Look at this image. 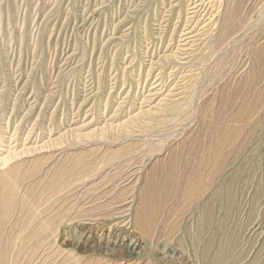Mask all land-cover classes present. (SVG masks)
Wrapping results in <instances>:
<instances>
[{"label":"rangeland","instance_id":"obj_1","mask_svg":"<svg viewBox=\"0 0 264 264\" xmlns=\"http://www.w3.org/2000/svg\"><path fill=\"white\" fill-rule=\"evenodd\" d=\"M0 181V264H264V0H0Z\"/></svg>","mask_w":264,"mask_h":264},{"label":"bare ground","instance_id":"obj_2","mask_svg":"<svg viewBox=\"0 0 264 264\" xmlns=\"http://www.w3.org/2000/svg\"><path fill=\"white\" fill-rule=\"evenodd\" d=\"M72 142V141H71ZM73 143H74V141H73ZM69 144H71V143H69ZM47 148H52V146H46V147H42V148H39V149H37L36 151H38V150H44V149H47ZM16 156V155H15ZM83 157H85V156H83ZM10 158V157H9ZM80 158V157H79ZM78 158V159H79ZM77 159V160H78ZM85 159V158H84ZM76 160V161H77ZM82 160V159H81ZM68 161H69V159H68ZM91 161V160H90ZM73 162V161H72ZM79 162H82V161H79ZM67 163V162H66ZM77 163V162H76ZM76 163L74 164V167H75V165H76ZM86 162L84 161V163H82L83 164V166H84V164H85ZM88 163V162H87ZM70 164V163H69ZM79 164V163H78ZM77 164V165H78ZM82 166V165H81ZM82 166V167H83ZM92 166V165H91ZM68 167V166H67ZM66 166L65 167H63V168H61V170H60V173H59V175H61V174H64L65 172H67V169L69 168H67ZM88 167V166H87ZM87 167H86V169L85 170H87ZM89 168V167H88ZM92 168V167H91ZM49 169V168H48ZM60 169V168H59ZM79 169V168H78ZM74 171V170H73ZM76 171H80V169L79 170H77L76 169ZM47 172V171H46ZM55 172V171H54ZM71 172V171H70ZM83 171H81V173H82ZM86 172V171H85ZM69 173V172H68ZM80 173V174H81ZM88 173V172H87ZM46 174V173H45ZM84 174V173H83ZM77 175V174H76ZM56 175H54V177H55ZM53 179V178H52ZM1 182V181H0ZM50 182H52V181H50ZM5 184V183H4ZM7 193V192H6ZM2 228H0V243L2 242ZM2 253H4V252H1V249H0V258L2 257Z\"/></svg>","mask_w":264,"mask_h":264}]
</instances>
